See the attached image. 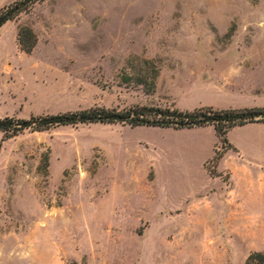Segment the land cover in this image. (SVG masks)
Segmentation results:
<instances>
[{"label":"rangeland","instance_id":"obj_1","mask_svg":"<svg viewBox=\"0 0 264 264\" xmlns=\"http://www.w3.org/2000/svg\"><path fill=\"white\" fill-rule=\"evenodd\" d=\"M237 103L264 107V0H44L0 29V118ZM226 139L234 150L212 127L0 133V264H244L264 253V124Z\"/></svg>","mask_w":264,"mask_h":264},{"label":"trees","instance_id":"obj_2","mask_svg":"<svg viewBox=\"0 0 264 264\" xmlns=\"http://www.w3.org/2000/svg\"><path fill=\"white\" fill-rule=\"evenodd\" d=\"M44 0H16L0 9V28L13 21L22 12L37 2ZM22 37L25 39L22 40ZM17 42L21 51L29 55L35 44V35L29 29L18 32ZM264 124V108L214 109L198 107L192 110L159 107H131L123 110L93 107L85 110H75L43 116H31L29 119L0 118V133L3 140L28 130L43 132L51 128L73 126L78 124L127 125L131 128L146 127L172 130H190L195 128L212 127L215 135L225 149L234 148L226 139L227 133L237 127L248 124ZM224 151L215 154L211 163L216 165L223 157ZM211 177L214 176L209 172ZM244 264H264L263 252L250 253Z\"/></svg>","mask_w":264,"mask_h":264},{"label":"crops","instance_id":"obj_3","mask_svg":"<svg viewBox=\"0 0 264 264\" xmlns=\"http://www.w3.org/2000/svg\"><path fill=\"white\" fill-rule=\"evenodd\" d=\"M6 24H8V23H6ZM6 24H5V25H6ZM5 25H4V26H5ZM4 26L1 27L0 29L4 28ZM241 105H242V106H241ZM247 106H250V105H246V104H244V103H243V104L237 103V104L235 105V107H240V108H244V107H247ZM255 106H259V105L255 104ZM219 107L227 108L228 106H227V107L219 106ZM262 108H264V107H262Z\"/></svg>","mask_w":264,"mask_h":264}]
</instances>
